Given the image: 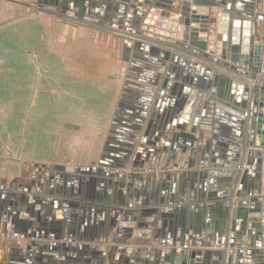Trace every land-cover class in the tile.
Returning <instances> with one entry per match:
<instances>
[{
	"label": "water",
	"instance_id": "95a60500",
	"mask_svg": "<svg viewBox=\"0 0 264 264\" xmlns=\"http://www.w3.org/2000/svg\"><path fill=\"white\" fill-rule=\"evenodd\" d=\"M71 1L72 4L68 1V5L65 3L61 6L60 0H44L42 2L52 9L36 6L34 10L52 13L67 21L120 35V38H124L125 48L133 52L132 64L136 65L138 60L159 66L162 70L168 66L164 84L171 89L174 87L171 96L178 95L181 78L196 83L199 88L205 81L203 90L209 87L212 78H216L220 83H216L211 90L202 114L205 116L207 110V118H211L212 124L217 122L226 129L221 134L215 133L214 144L212 138L206 139L201 148L197 149L195 143L199 138L195 132L201 120L197 116L190 129L191 133L182 131L173 135L172 142L175 145L171 153L167 152V145H164L163 152L168 153L172 159L178 153L185 154L190 149L188 152L192 161L191 167L197 157H200V166L210 164V155L213 156L214 165L211 164L205 170L183 172L179 176L178 185L172 184V178L177 180V176L172 177L171 173L161 180L154 179L153 176L144 178L145 164L162 152L157 143L158 136L153 135L154 130L161 127L154 120L160 112L154 106L153 109L150 108L151 100L146 104L121 100L118 113L125 116L119 117L124 119L122 124L126 129L120 136L118 134L110 137V143L113 144L105 149L97 166L75 169L80 181L78 192L60 186L59 183L56 188H48L46 182L39 184L36 180L31 187H26V192L31 194L29 199L27 195L25 197L12 189L7 192L0 190V220L3 219L9 224L15 233L21 234L22 230L28 232L30 228L27 237L33 240L23 251L26 254L23 261L28 260V257L33 262H43L44 259L64 262L65 259L67 264H102L104 258H107L109 264H251L243 260L247 255L253 260L252 264H264V244L261 242H264V223L251 225V228L256 229L255 232L250 227L248 230L247 225L249 212H264V197L251 191L255 187L261 192L262 184L259 182L264 174V38L257 41V34L250 30L252 19L257 14L254 9L264 0H244V5L240 6L235 0ZM176 1L179 2V7ZM174 13L179 14V17L174 16ZM150 17L152 22L147 21ZM212 22L214 28H211ZM154 25L155 29H150ZM159 26L168 36H180V40L163 43L153 38L151 34L154 31L157 34ZM161 44L170 49H161ZM177 51L182 55L176 53ZM140 53L150 56H142ZM186 56L197 57L218 69H224L226 73L247 76L252 83L246 86L240 83L237 87V83L226 74L211 72L210 67H203L200 75L189 77L186 73L181 77V71L178 70L180 65H184L187 72L189 68L193 71L198 67L196 61L185 59ZM171 71L175 72V76ZM140 77L141 75L139 79ZM171 77L178 82L169 83ZM224 83L228 84L225 94L222 92ZM185 102L184 96L171 101L170 106H176L175 111L171 112L183 110ZM156 104L160 105V100ZM160 106L164 109L165 104ZM145 122L148 123V129L143 133L146 139H142ZM167 123L168 118L165 120V127ZM181 126L186 129V122ZM218 159L222 161L219 162ZM129 165L131 169L126 170ZM55 169L63 172L58 174L64 178L62 183L73 182L74 174H65L64 166H55ZM116 169L125 171L119 172ZM54 178L51 174L48 181ZM207 178L209 185L206 183ZM185 180L191 181L192 193L188 194ZM195 180H200L201 184L195 185ZM237 181L241 183V189L236 193L240 199L237 205L229 204L227 207L223 199L227 197L229 201H234ZM101 182L104 190L99 195L97 188ZM41 186L42 189L45 187V192L72 205L74 214L66 215V218H71L69 221H58L53 212L48 213L51 218L44 214L42 209L47 206L45 201L48 199L43 196L45 192L43 193ZM111 191L114 192V197ZM249 203L251 207L247 208ZM37 205L40 208L36 210ZM24 208L25 213L30 214L29 217L23 213ZM78 208H82V211H78ZM94 208L99 209V212L105 211V218L97 222L106 228L105 235L116 228L112 242L130 244V247L111 245L105 252L91 245H84L81 249H85V254L79 252L75 245L67 244L68 240H76L78 228H81L80 222L83 221L88 233L94 229L91 224L97 218L92 217ZM207 209L211 210V216L207 215ZM262 216L264 220V213ZM238 218L241 219L240 229L237 227ZM35 225L38 232L41 228L47 232H56L55 241H40L41 234L37 235L35 229H32ZM145 228L153 230L154 238L157 241L161 238L158 243L166 245L167 248L156 247L153 249L154 253L150 252L151 255L148 254L145 261H142L141 255L134 252L130 240L136 230ZM65 230L68 234L66 240L57 243L59 239L63 240ZM122 233L127 236L124 240L120 238ZM166 233H169L168 239L163 242ZM247 233L250 241L243 250L241 243L236 241H242ZM188 239L192 242L191 246L197 248H188ZM194 240L201 242L198 244ZM212 244L218 248L211 247ZM234 247L236 248L232 250ZM118 252L120 255L116 259ZM136 252H141V249L137 248ZM56 254L64 258H58ZM93 258L97 259L96 263H93ZM0 264L7 263L4 260Z\"/></svg>",
	"mask_w": 264,
	"mask_h": 264
},
{
	"label": "crops",
	"instance_id": "0c3cea01",
	"mask_svg": "<svg viewBox=\"0 0 264 264\" xmlns=\"http://www.w3.org/2000/svg\"><path fill=\"white\" fill-rule=\"evenodd\" d=\"M42 1L44 2V0ZM42 1L0 0V190L7 192L12 189L20 195H27V199H29L31 194L26 192V187H31L32 182L36 180L39 184L46 182L48 188H56L59 183L60 186L78 192L80 181L75 174V169L97 166L105 149L113 144L110 143V137L118 134L120 136L121 132L126 129L122 124L124 119L119 117L125 116L118 113L121 100H132L144 104L151 100L150 104L148 103L150 108L154 106L160 112V115L154 120L161 127L155 129L153 135L158 136L157 143L162 148V152L158 154L157 158L154 157L151 162L145 164L144 178L153 176L154 179L161 180L166 174L171 173L172 177L177 176V180L172 178V184L178 185L179 176L183 172L205 170L209 169L211 164L214 165L212 163L213 156L210 155V164L206 163L203 167L200 166L201 160L200 157H197L191 167L192 161L188 152L190 149L185 154L178 153L176 158L169 157L168 153H171L172 147L175 145V142H172L173 135L182 131L191 133L190 129L197 116L201 119L195 132L199 138L195 143L197 149L201 148L206 139L212 138L214 144L215 133L221 134L226 129L225 126L217 122L212 124L211 118H207V110L205 116L202 114L203 109L207 106L211 90L214 89L216 83L220 82L216 78H212V81H209V87L203 90L202 86L206 84L205 81L199 88L196 83L181 77L186 73L189 77L200 75L203 67H210L211 72L217 71L226 74L229 79L237 83V87L240 83L245 86L252 83L249 77L226 73L224 69H218L197 57L186 56L185 59L190 58L191 61H196L198 67L193 71L189 68L187 72L184 65L177 66L181 71V79H178L180 87L178 95L171 96L170 93L174 87L171 89L169 85L166 87L164 84L168 66L162 70L159 66L138 62V60L135 62L136 65L132 64L133 52H129L125 48L124 38H120V35L67 21L52 13L35 11L34 7L36 6L52 9ZM60 1L62 2L61 6L65 3L68 5V1L73 3L71 0ZM235 1L239 6L244 5V0ZM175 3L179 4L177 1ZM179 6L180 4L177 5V7ZM245 7L243 6V8ZM254 11L257 14L264 12V1L256 6ZM257 14L252 19V32L257 34V41H259L264 38V22L257 21ZM175 15L179 17L177 13H174ZM210 15L214 16L212 13ZM147 21L152 22L153 20L150 17ZM213 25L212 22L211 28H214ZM155 27L154 25L150 29H155ZM161 29L159 26V32L156 34L154 31L151 36L163 43L180 40V36H168L167 32H163ZM160 48L170 49L164 44H161ZM176 53L182 55L179 51ZM140 54L150 56L147 53ZM171 72L175 76V72ZM172 78L169 83L173 84L177 80ZM222 86V92L225 94L228 84L224 83ZM181 95L186 98L183 110L173 113L176 106H170V103L174 99H181ZM159 100L160 105L165 104L164 109L156 104ZM172 110L173 112H171ZM150 112L148 113L150 114ZM167 118L168 123L165 127L164 123ZM184 122L187 125L186 129L181 126ZM147 124L145 122L143 125L142 139H146L143 133L148 129ZM180 141L183 142L182 139ZM164 145L168 146V153L163 152ZM145 146L147 147V145ZM218 161L222 160L218 159ZM55 166H64L65 174H74L73 182L62 183L64 178L62 179L58 174L63 172L56 170ZM129 169H131L130 165L126 170ZM115 171L124 172L125 169H116ZM51 174L55 178L49 179V181L51 180L49 183L48 178ZM208 180L209 178L206 179L207 185H209ZM196 183L201 184V181L195 180V185ZM259 183L262 184L261 192L255 187H252L251 191L264 197V174ZM98 185L100 187L97 188V193L102 195L103 184L101 182ZM185 185L188 194L192 193L191 181L185 180ZM238 189H241L240 181L235 183L234 201H229L227 197L223 199L227 207L229 204L237 205V201L240 199L236 196ZM42 190L44 193L45 187ZM110 193L114 197V192ZM43 196L48 199L45 201L47 206L42 209L46 216L51 218L48 213L53 212L58 221L65 222L71 219L66 218V215L74 214V208L70 203L60 200L49 192H45ZM250 204L247 208L251 207ZM39 208L40 205H37L36 210ZM78 209V211H82V208ZM94 209L92 217H97L96 222L95 220L91 222L94 229L88 233L83 221L80 222L81 228H78L76 240H68L67 244L75 245L81 253L85 250L81 249L84 245H91L99 251L105 252L111 245L130 247V244H114L112 242L116 228L111 230L107 236L105 235L104 225L97 224L99 220L105 218V211L99 212V209ZM25 211L24 208L23 213L29 217L30 214ZM226 212L227 210H225ZM263 213L249 212L248 230L250 227L251 231L255 232L256 229L251 228V225H263ZM207 215H212L210 209H207ZM237 222V227L240 229L241 219L238 218ZM36 225L38 226V223ZM36 225L32 229H35L37 235L41 234L40 241L48 243L55 241L56 232H47L44 228L38 232ZM66 230L65 235L62 236L63 240L59 239L57 243H63L66 240L68 235ZM0 232L13 234L10 225L6 224L3 219L0 220ZM28 233L30 234V228L28 232L22 230L18 237L0 241V263L4 260L7 264H31L33 262L28 257V260L23 261V258L26 257L23 251L33 240L27 237ZM168 234L166 233L163 242L168 239ZM126 237L124 233L120 235L121 240ZM158 240L161 241V238ZM159 241L154 238L153 230L146 228L136 230L130 240L135 249L134 252L141 255L142 261H145V256L150 252L154 253L153 249L156 247L167 248L166 245H160ZM194 241L198 244L201 242V240ZM249 241L247 233L242 241L237 240L236 243H241L245 250ZM190 242L191 240L188 239L186 243L188 248H197L191 246L192 242ZM261 242L264 244L263 241ZM211 247L216 246L212 244ZM137 248H140L141 252H136ZM71 254L74 253L71 252ZM56 255L58 258H64L59 254ZM119 255V252L116 253V259L119 258ZM243 260L251 264L253 261L247 255ZM63 261L44 259L43 262L35 260L33 264H67V260L63 259ZM92 261L96 263L97 259L93 258ZM102 264H109V260L104 258Z\"/></svg>",
	"mask_w": 264,
	"mask_h": 264
},
{
	"label": "built area",
	"instance_id": "2783aa9c",
	"mask_svg": "<svg viewBox=\"0 0 264 264\" xmlns=\"http://www.w3.org/2000/svg\"><path fill=\"white\" fill-rule=\"evenodd\" d=\"M257 21L264 22V12L259 13L257 15ZM18 236H19V233H15V232H13L12 235L11 234L9 235V234L4 233V232H0V241L7 240V239H11L13 237H18Z\"/></svg>",
	"mask_w": 264,
	"mask_h": 264
},
{
	"label": "bare ground",
	"instance_id": "6f19581e",
	"mask_svg": "<svg viewBox=\"0 0 264 264\" xmlns=\"http://www.w3.org/2000/svg\"><path fill=\"white\" fill-rule=\"evenodd\" d=\"M250 30L253 31V24L251 23Z\"/></svg>",
	"mask_w": 264,
	"mask_h": 264
}]
</instances>
